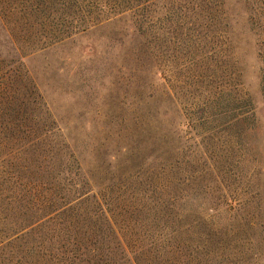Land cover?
<instances>
[{
	"label": "rangeland",
	"instance_id": "1",
	"mask_svg": "<svg viewBox=\"0 0 264 264\" xmlns=\"http://www.w3.org/2000/svg\"><path fill=\"white\" fill-rule=\"evenodd\" d=\"M185 2L43 43L0 14V247L35 178L36 87L53 160L81 163L134 263L264 264V0Z\"/></svg>",
	"mask_w": 264,
	"mask_h": 264
},
{
	"label": "trees",
	"instance_id": "2",
	"mask_svg": "<svg viewBox=\"0 0 264 264\" xmlns=\"http://www.w3.org/2000/svg\"><path fill=\"white\" fill-rule=\"evenodd\" d=\"M161 8L162 0H0L1 16L19 22L18 25L22 22L30 25L26 33L32 35L34 31L33 36L42 43L51 39L61 41L113 19L151 21L153 17H162ZM62 15L72 16L70 22L60 21ZM29 79L23 72L24 85L28 86ZM32 95L36 130L22 139L24 148L29 143L34 147L35 178L30 189L28 181L24 184L26 202L22 205L19 229L12 241L0 247V264H136L130 251L124 246L121 250L117 248L120 240L116 242L106 234L114 230L116 212L105 206L81 163L71 166L53 160L60 155L59 152L54 155L48 148L59 136L54 130L57 123L38 88L32 90ZM27 113L25 103L24 117ZM70 157L75 156L71 153ZM169 183L170 180L162 183V192L174 187ZM167 207L176 210V197H162V208Z\"/></svg>",
	"mask_w": 264,
	"mask_h": 264
}]
</instances>
